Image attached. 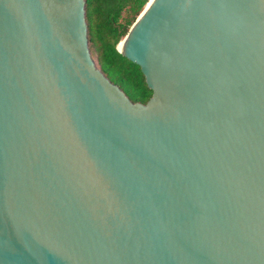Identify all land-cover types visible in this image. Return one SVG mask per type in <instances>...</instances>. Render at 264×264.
Wrapping results in <instances>:
<instances>
[{
  "label": "water",
  "instance_id": "95a60500",
  "mask_svg": "<svg viewBox=\"0 0 264 264\" xmlns=\"http://www.w3.org/2000/svg\"><path fill=\"white\" fill-rule=\"evenodd\" d=\"M147 2L141 105L84 0H0V264H264V0Z\"/></svg>",
  "mask_w": 264,
  "mask_h": 264
},
{
  "label": "trees",
  "instance_id": "16d2710c",
  "mask_svg": "<svg viewBox=\"0 0 264 264\" xmlns=\"http://www.w3.org/2000/svg\"><path fill=\"white\" fill-rule=\"evenodd\" d=\"M88 50L106 79L131 103L144 105L151 97L137 65L120 55L116 44L126 34L147 0H84Z\"/></svg>",
  "mask_w": 264,
  "mask_h": 264
},
{
  "label": "bare ground",
  "instance_id": "6f19581e",
  "mask_svg": "<svg viewBox=\"0 0 264 264\" xmlns=\"http://www.w3.org/2000/svg\"><path fill=\"white\" fill-rule=\"evenodd\" d=\"M150 2H151V0H148L146 6H145V8H144V11H145V9L147 8V6L149 5ZM143 13H144V12H143ZM119 49H121V46H119Z\"/></svg>",
  "mask_w": 264,
  "mask_h": 264
},
{
  "label": "rangeland",
  "instance_id": "374dc122",
  "mask_svg": "<svg viewBox=\"0 0 264 264\" xmlns=\"http://www.w3.org/2000/svg\"><path fill=\"white\" fill-rule=\"evenodd\" d=\"M92 60L94 61L95 65H96V61H95V57L94 55L91 56ZM97 66V65H96Z\"/></svg>",
  "mask_w": 264,
  "mask_h": 264
}]
</instances>
